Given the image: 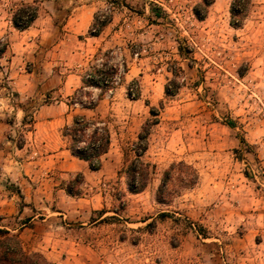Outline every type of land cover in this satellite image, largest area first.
<instances>
[{
    "label": "rangeland",
    "instance_id": "374dc122",
    "mask_svg": "<svg viewBox=\"0 0 264 264\" xmlns=\"http://www.w3.org/2000/svg\"><path fill=\"white\" fill-rule=\"evenodd\" d=\"M199 1L107 0L97 12L115 16V44L141 71L124 83L126 62L114 63L108 49L80 67L81 76L92 64L114 67L109 87L75 94H99L96 109L83 113L106 123L109 144L98 169L84 166L85 176L60 183L75 178L69 195L92 197L96 208L81 224L56 219L57 244L79 243L39 251L52 264H264V0H250L237 27L231 0H212L201 19L193 13ZM130 166L145 182L137 191L126 185ZM25 221L0 213V225L17 235L31 227Z\"/></svg>",
    "mask_w": 264,
    "mask_h": 264
},
{
    "label": "crops",
    "instance_id": "0c3cea01",
    "mask_svg": "<svg viewBox=\"0 0 264 264\" xmlns=\"http://www.w3.org/2000/svg\"><path fill=\"white\" fill-rule=\"evenodd\" d=\"M106 3L0 0V213L26 219L31 227L22 226L18 237L30 249L47 255L79 243L75 237L57 244L56 219L66 217L73 221L68 224H81L85 213L96 208L92 197L74 198L60 184L75 172L85 176L87 166L70 152L60 129L73 114L94 111L98 104L88 108L73 101L76 89L87 88L80 67L108 49L114 53L110 58L114 63L119 58L126 62L124 83L141 71L132 52L115 44L119 43L113 32L115 16L108 17L96 34L90 33L94 14ZM25 5L33 8L34 16L19 28L12 15ZM115 45L118 56L112 49ZM11 183L18 188L16 195L7 187Z\"/></svg>",
    "mask_w": 264,
    "mask_h": 264
},
{
    "label": "trees",
    "instance_id": "16d2710c",
    "mask_svg": "<svg viewBox=\"0 0 264 264\" xmlns=\"http://www.w3.org/2000/svg\"><path fill=\"white\" fill-rule=\"evenodd\" d=\"M212 0H200L196 6L193 7V13L196 15L198 19H201L204 16V12L206 10V6L209 5ZM250 0H231L228 6L229 12V24L233 27H237L241 23L242 15L244 14L247 6L250 4ZM197 7L202 9L201 14H199ZM26 8H30L29 14L26 16V20L20 24L17 22L18 16L20 17L26 10ZM12 15V23L14 26L22 28L32 19L34 16L33 8L29 5L22 6ZM17 14V15H16ZM106 21L105 18L99 19L98 13L96 12L93 17L92 26H96L94 30L89 29L90 33L96 34L98 28ZM1 50V48H0ZM124 70V69H123ZM114 71V67L111 64L101 63L100 66L96 64H92L88 71L85 72L81 76L82 85H92L98 86L100 90H104L106 87H109L110 76ZM80 88L76 89L73 92V101H77L81 106L93 108L96 104L97 100L100 98L99 94L93 99L88 96V92L84 91V95H86V100L82 101L81 98L76 97L75 94L78 92ZM165 93H171L168 91L167 85L164 86ZM130 84L126 86V94L130 98L137 97V91L131 94ZM149 113L154 116L156 112H154L153 107H149ZM152 122H155L153 119ZM229 124V122H225ZM147 130L141 126V130L137 132L136 135V144L140 141L141 146L139 151L136 152V155H140L141 152L146 147L145 137ZM61 134L64 135L68 142L67 147L70 152L86 161L87 166L91 170H96L99 168L101 163V155L107 150L109 144V128L106 123L98 118L97 116H85L82 113H75L72 116V119L69 124H64L61 127ZM241 142L242 139H239ZM134 167L130 166L128 168V174H126V185L130 191H137L144 186V181H136L134 180ZM76 175H81L79 172ZM75 178L70 179L64 189L68 194H77L76 191L72 189V185ZM0 264H52L49 260H47L42 253L39 251H28L26 250L19 238L17 233H11L8 227L0 225Z\"/></svg>",
    "mask_w": 264,
    "mask_h": 264
},
{
    "label": "built area",
    "instance_id": "2783aa9c",
    "mask_svg": "<svg viewBox=\"0 0 264 264\" xmlns=\"http://www.w3.org/2000/svg\"><path fill=\"white\" fill-rule=\"evenodd\" d=\"M29 12H30V11L26 8L24 14L21 15V16L18 18L19 20H17V22L20 23V24H22V23L26 20V16L29 14ZM22 17H23V18H22ZM98 18L100 19V15H98ZM21 22H22V23H21ZM95 27H96V26H92L91 29L94 30ZM96 65H97V64H96ZM100 65H101V63H100L99 65H97V66H100ZM106 65H108V64H106ZM130 88H131V87H130Z\"/></svg>",
    "mask_w": 264,
    "mask_h": 264
}]
</instances>
